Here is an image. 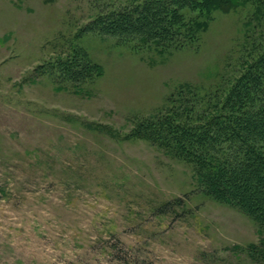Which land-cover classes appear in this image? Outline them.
I'll list each match as a JSON object with an SVG mask.
<instances>
[{"label":"rangeland","instance_id":"1","mask_svg":"<svg viewBox=\"0 0 264 264\" xmlns=\"http://www.w3.org/2000/svg\"><path fill=\"white\" fill-rule=\"evenodd\" d=\"M131 1L0 0V264H254L257 225L145 135L174 108L213 114L264 17L216 11L180 50L86 32ZM80 49L94 83L47 72Z\"/></svg>","mask_w":264,"mask_h":264},{"label":"trees","instance_id":"2","mask_svg":"<svg viewBox=\"0 0 264 264\" xmlns=\"http://www.w3.org/2000/svg\"><path fill=\"white\" fill-rule=\"evenodd\" d=\"M242 5H250L264 17V0H132L128 6L99 14L86 32L136 39L160 51L180 50L197 41L205 24L199 21L207 22L216 11ZM262 38L258 52L249 57L223 99L215 101L213 114L191 117L187 108L182 112L174 108L176 114L169 112L148 125L145 135L168 154L193 166L198 191L237 209L257 225L258 244L245 248L254 264H264ZM47 72L58 82L75 87L94 83L102 69L80 49L50 64Z\"/></svg>","mask_w":264,"mask_h":264}]
</instances>
